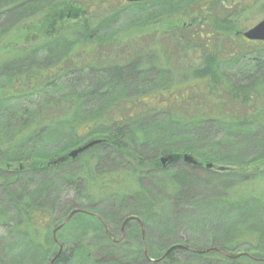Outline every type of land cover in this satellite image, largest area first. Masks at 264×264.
<instances>
[{
	"label": "trees",
	"instance_id": "trees-1",
	"mask_svg": "<svg viewBox=\"0 0 264 264\" xmlns=\"http://www.w3.org/2000/svg\"><path fill=\"white\" fill-rule=\"evenodd\" d=\"M115 1L0 0V264H264V192L240 187L264 171V41L214 26L264 0ZM204 8L127 43L108 30ZM150 174L169 184L161 199Z\"/></svg>",
	"mask_w": 264,
	"mask_h": 264
},
{
	"label": "rangeland",
	"instance_id": "rangeland-1",
	"mask_svg": "<svg viewBox=\"0 0 264 264\" xmlns=\"http://www.w3.org/2000/svg\"><path fill=\"white\" fill-rule=\"evenodd\" d=\"M110 1L112 2L111 4H113V6H117L115 0H110ZM253 1H255V0H242V3L248 4V3H251ZM237 4H238V1H235V0L229 1L228 0V1H226V7L225 8H230V7L237 5ZM237 6H239V5H237ZM223 7H224V5H223ZM209 13H210V11L208 9L204 8L200 12H194L190 16H184L183 17L182 15H180L182 13H179V12L175 13V11H173L172 13H170L166 16H163V17L161 16L159 18L156 17L153 20H152L153 14L151 16H148L147 14H145L144 15L145 18L142 20L145 22V24L139 25V26L134 24L138 20H137V17L131 13V14H129V16H123V15L119 16V18L116 21L112 22V25L108 28V30L111 32H113V31L116 32L115 35L113 36L116 40H118L121 43H127L130 40L138 38L139 36H142L144 34L148 35V34L154 33V34L158 35L159 33H162V32L164 33L166 31L170 30L173 25H176V24L182 25L184 23L196 21L201 17H207L209 15ZM142 15L143 14H139V16H142ZM101 18H104V16H101L100 19ZM262 18H264V13H260V14L251 16V17H249V20L241 21V24L235 28L226 27L225 25L220 24L218 22L214 23V26L218 30L222 31L221 36L231 37V36L235 35L236 29L241 30L243 32V31L249 29L250 27H252L254 24H256L258 21H260ZM134 26H137V27H134ZM4 37L0 40V45H3L4 42L6 41V39ZM42 39L43 38L40 35L36 38L35 42H39ZM263 44H257V45H254V47L259 48V50H264ZM104 46L106 47V49L108 51H110V52L112 51L110 49V45H104ZM103 50H105V49H103ZM1 53H2V50H0V54ZM262 78H264V75L262 76ZM263 86H264V84H263ZM261 92H264V90ZM261 94H263V95H261ZM261 94H260V96H261L260 99L264 98V93H261ZM142 185H143V187L148 189V193H149L150 197H153V199H157V198L161 199V197L165 196L166 191L169 190V184H168L167 180L165 179V177L156 176L155 174H150L149 178L144 177L142 179ZM240 187L249 189L250 191H252L256 194H260L261 192H264V171H262L259 174V176H257L254 180L250 181L248 184L241 185ZM130 190L133 191V193H136L138 191V189L134 185H131ZM63 198H64V196H63ZM67 198L72 199L73 196L71 194H69L67 196ZM130 218L133 219L134 216H131ZM130 218H128L127 220H129ZM125 229H126L125 228V222H122L121 226H120V234H119L117 241H119L122 238V236H126V233L129 232V230L126 231ZM177 234H178V236L176 238L182 237V239H186V238L193 237L194 233L190 232V231H185L184 228H180V230L177 232ZM68 235L72 236L73 233L68 232ZM124 238H125L126 244L129 243V245L134 246V244L138 238V233H136L134 237L128 235V237H124ZM142 241L143 242L145 241L144 238H142ZM1 249H0V256L4 257L3 260H7V259L12 258V257L6 256L3 253L4 251H2ZM145 250H146V247H145L144 251ZM5 257H7V258H5ZM189 258L190 257L188 256L187 253H182V254L176 255V262H177V264H196L195 261L190 262L191 260H189ZM187 262H189V263H187Z\"/></svg>",
	"mask_w": 264,
	"mask_h": 264
},
{
	"label": "water",
	"instance_id": "water-1",
	"mask_svg": "<svg viewBox=\"0 0 264 264\" xmlns=\"http://www.w3.org/2000/svg\"><path fill=\"white\" fill-rule=\"evenodd\" d=\"M126 2H140V1H144V0H124ZM243 36L249 40H258V41H264V18H262L260 21H258L256 24H254L252 27H250L249 29L245 30L242 32ZM100 140L99 139H94L91 140L81 146H78L74 149H72L68 154L70 157H75L77 154H79L80 152H83L84 150H86L87 148H89L90 146L99 143ZM182 160L184 162H188V163H192V164H197V160H195V158H193L190 155L184 154L182 156ZM166 161L165 157L160 158V162L163 164ZM207 167L210 166V164L206 165ZM74 212H71L66 219L61 223V225H59L56 229H54L53 231V235L55 234V230H57L58 228H60L63 224H65L70 217L73 215ZM166 254V253H165ZM52 259L49 260V262L47 264H51L52 263Z\"/></svg>",
	"mask_w": 264,
	"mask_h": 264
}]
</instances>
